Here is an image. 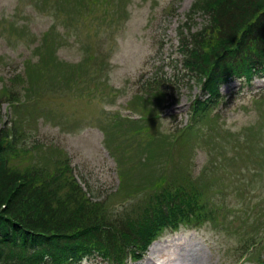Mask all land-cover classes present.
Here are the masks:
<instances>
[{
    "label": "trees",
    "instance_id": "1",
    "mask_svg": "<svg viewBox=\"0 0 264 264\" xmlns=\"http://www.w3.org/2000/svg\"><path fill=\"white\" fill-rule=\"evenodd\" d=\"M36 1L58 19H67L81 11V4L91 3L75 0L78 6L66 11L72 0ZM91 1L98 7L104 4V23L109 17L117 18L119 10L125 12V0ZM116 11L117 15H110ZM196 12L207 14V23L194 29L186 21L178 35L182 69L201 90L193 99L190 122L166 137H153L149 125L142 126L138 130L142 137H130L128 143L111 148L120 183L103 200L92 199L83 188L68 153L56 148L53 153L43 151L42 144L26 141L32 123L21 112L23 108L37 102L43 93L59 91V83L69 88L74 83L81 85L92 60H102L95 58V50H88L84 62L68 67L57 56L61 43L53 34L54 27L42 35L33 60L31 55L26 58L23 70L13 77L16 89L4 85L0 90V121L1 105L7 100L9 106V121L0 129V264H81L90 257L109 264H129L141 259L166 230L208 222L236 236L242 255L264 264V209L252 213L256 207L249 191L242 197L248 206L239 213L226 203L223 179L231 178V173L222 169V163L212 167L211 159L199 175H193L187 163L194 157V147L188 148V142H205V137H213L220 128L218 113L213 112L223 100L222 86L234 79L250 84L256 76H264V0H196L188 16ZM107 67L104 59L95 68L97 81L103 78V71L107 74ZM102 82L106 84L100 85L111 87ZM177 90L166 77L145 79L141 92L132 99L138 104L158 105L156 111L152 108L148 110L151 113H141L142 125L156 122L173 104ZM123 118L112 113L110 128L116 133L124 132L122 122L140 124ZM199 123L211 129L205 137ZM165 133L158 129V135ZM249 143L251 154L261 160L263 143ZM183 146L184 153L178 149ZM134 147L137 154L132 153ZM222 159H227L226 155ZM146 169L149 174L139 176ZM118 199L124 202L114 207Z\"/></svg>",
    "mask_w": 264,
    "mask_h": 264
},
{
    "label": "rangeland",
    "instance_id": "2",
    "mask_svg": "<svg viewBox=\"0 0 264 264\" xmlns=\"http://www.w3.org/2000/svg\"><path fill=\"white\" fill-rule=\"evenodd\" d=\"M195 1L125 0V12L119 10L117 18L109 17L110 23H104V4L98 7L91 0V3L82 2L81 11L72 10L73 15L67 19H58L55 14L45 12L40 1L0 0V90L4 85L16 89L13 77L23 70L26 58L30 55L34 58V47L53 27V34L61 43L57 47V56L68 67L84 62L88 50H95V58L108 62L107 74L106 71L101 73L100 82L95 68L100 67L101 61L92 60L88 73L83 76L84 83L77 86L74 83L70 88L59 83V91L43 93L37 102L26 105L21 111L32 123L31 135L26 136V141L42 144L43 151L53 153L61 149L68 153L76 177L92 199L103 200L119 187L117 164L111 148L128 143L130 137H142L143 134L138 132L142 126L149 125L153 137H166L189 121L192 100L201 90L182 69L178 30L186 21L194 29L207 23L208 16L204 12L188 16ZM78 3L70 1L66 11ZM110 15H117V11ZM155 76L166 77L169 83L177 85L178 90L162 119L142 125L140 114L151 113L148 110L152 108L156 111L158 104H138L132 98L141 92L145 79ZM102 81H107L111 87L100 85L106 84ZM222 93L224 101L213 112L218 113L220 128L211 135L213 137H205L211 129L200 124L205 142L194 145L191 140L188 142L190 148L194 147V157L187 163L193 175H199L211 159L212 167L222 163V169L231 173V178L223 179L226 203L239 213L243 206L245 209L248 206L242 197L249 191L256 207L252 213L258 209V214L264 209V167L257 162L264 166V149L259 150L262 159H257L251 154L249 141L259 140L264 146V77L256 78L252 84L233 80L222 86ZM1 107L0 129L9 121L7 100ZM112 113L120 117L131 115L138 118L136 122L140 121V124L122 122L120 128H124V132L116 133L110 128ZM136 127L137 132L133 131ZM158 129L166 133L158 135ZM181 148L179 151L184 152V147ZM254 149L258 150V147ZM132 153L137 154L138 148L134 147ZM223 155L227 159L223 160ZM149 172L146 169L139 176ZM122 202L116 200L114 207ZM155 243L157 248L153 255L148 250L142 260L131 264H259L255 260H238L240 251L237 253V247L241 242L209 223L196 229L167 231ZM82 264L107 263L99 258L86 259Z\"/></svg>",
    "mask_w": 264,
    "mask_h": 264
},
{
    "label": "bare ground",
    "instance_id": "3",
    "mask_svg": "<svg viewBox=\"0 0 264 264\" xmlns=\"http://www.w3.org/2000/svg\"><path fill=\"white\" fill-rule=\"evenodd\" d=\"M156 248H157V244H153L150 249H149V254L153 255V253H155L156 251Z\"/></svg>",
    "mask_w": 264,
    "mask_h": 264
}]
</instances>
